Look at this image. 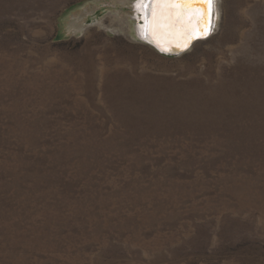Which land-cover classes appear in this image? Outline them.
I'll return each mask as SVG.
<instances>
[{
	"label": "rangeland",
	"instance_id": "rangeland-1",
	"mask_svg": "<svg viewBox=\"0 0 264 264\" xmlns=\"http://www.w3.org/2000/svg\"><path fill=\"white\" fill-rule=\"evenodd\" d=\"M137 0H0V264H264V0L173 56Z\"/></svg>",
	"mask_w": 264,
	"mask_h": 264
},
{
	"label": "snow or ice",
	"instance_id": "snow-or-ice-1",
	"mask_svg": "<svg viewBox=\"0 0 264 264\" xmlns=\"http://www.w3.org/2000/svg\"><path fill=\"white\" fill-rule=\"evenodd\" d=\"M149 32L153 36L179 40L187 45L197 37L208 35L212 0H150Z\"/></svg>",
	"mask_w": 264,
	"mask_h": 264
},
{
	"label": "bare ground",
	"instance_id": "bare-ground-1",
	"mask_svg": "<svg viewBox=\"0 0 264 264\" xmlns=\"http://www.w3.org/2000/svg\"><path fill=\"white\" fill-rule=\"evenodd\" d=\"M217 2H218L217 0H212V4L215 6V10H214L215 11V13H214L215 18L217 16V9H218ZM149 3H150V0H137L134 3L135 12H136L135 14L140 20V22L137 26V31H138L140 38L144 42H146L147 44L153 46L160 53L165 52L166 49H168L170 46H173V45L176 47L175 48L176 50L185 49L186 47H183V46L178 47V45L180 44L179 40H175L171 37L153 36L150 34L149 28H150V22H151V15H150V10L145 7V5H147ZM141 19H143L144 21L141 22ZM210 21L211 20H210V16H209V25H210ZM216 21L217 20L215 19V23H217ZM203 37H206V36H203ZM207 38H201V39L195 41L193 44H195L196 42H198L200 40H204ZM195 39H193L191 42H193ZM182 53H184V52H182Z\"/></svg>",
	"mask_w": 264,
	"mask_h": 264
},
{
	"label": "water",
	"instance_id": "water-1",
	"mask_svg": "<svg viewBox=\"0 0 264 264\" xmlns=\"http://www.w3.org/2000/svg\"><path fill=\"white\" fill-rule=\"evenodd\" d=\"M215 3V2H214ZM215 6L212 4V8H211V13H210V30L208 32V35H206V37H197L193 42H191L185 49H181V50H176L175 46H170L168 49H166L165 52H163V54H166V55H173V56H177V55H180L182 54V52H185V51H188L194 44L195 41L201 39V38H207L209 37L210 35L213 34L215 28H216V23H215V16H214V13H215ZM217 17V16H216ZM144 21L143 19H141V22ZM139 35V34H138ZM140 37V36H139ZM179 47V46H178Z\"/></svg>",
	"mask_w": 264,
	"mask_h": 264
}]
</instances>
